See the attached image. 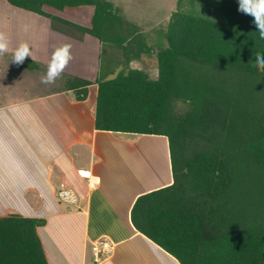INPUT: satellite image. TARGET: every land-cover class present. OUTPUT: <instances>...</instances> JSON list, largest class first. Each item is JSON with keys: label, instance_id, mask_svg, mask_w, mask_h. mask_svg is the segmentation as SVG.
I'll use <instances>...</instances> for the list:
<instances>
[{"label": "trees", "instance_id": "1", "mask_svg": "<svg viewBox=\"0 0 264 264\" xmlns=\"http://www.w3.org/2000/svg\"><path fill=\"white\" fill-rule=\"evenodd\" d=\"M5 1L120 55L118 71L102 67L93 82L94 129L165 137L173 180L136 199L133 227L179 264H264V70L254 66L264 39L238 0H177L148 32L110 0ZM85 6L89 28L44 11ZM144 54L155 78L131 67ZM91 84L70 79L61 91L80 102ZM44 224L0 218V264H47L36 234Z\"/></svg>", "mask_w": 264, "mask_h": 264}, {"label": "crops", "instance_id": "2", "mask_svg": "<svg viewBox=\"0 0 264 264\" xmlns=\"http://www.w3.org/2000/svg\"><path fill=\"white\" fill-rule=\"evenodd\" d=\"M69 9L44 11L90 27L93 7L75 13L67 12ZM0 32L9 38V51L0 55V218L14 214L43 220L45 224L36 228V234L47 264H179L139 233L130 220L138 197L173 182L167 139L134 135L137 140L123 142L111 132L94 129L97 85L93 82L102 67L120 68V61L114 63L110 58L111 49L102 59L98 52L96 70L93 64L89 68L80 52L93 53L96 46L87 42L92 36L56 31L49 18L5 0H0ZM22 42L29 45L31 57L21 64L11 62L13 51ZM65 44L71 46V59L60 76L92 82L84 101H76L71 91H61L62 82L29 84L20 72L45 74L53 51ZM151 56L142 55L131 67L149 74L146 65ZM8 72H19L22 78H8L6 86L3 75ZM149 75L155 78V69ZM37 86L40 91L31 93ZM56 192L71 195V203L62 202L72 206V212L60 206ZM28 194L35 195L38 205L30 203ZM99 242L106 244L105 253L93 250Z\"/></svg>", "mask_w": 264, "mask_h": 264}, {"label": "rangeland", "instance_id": "3", "mask_svg": "<svg viewBox=\"0 0 264 264\" xmlns=\"http://www.w3.org/2000/svg\"><path fill=\"white\" fill-rule=\"evenodd\" d=\"M110 1L112 3H114L116 6H119L120 9L122 10V14H123L124 18L128 22H131L132 24H134V26H137V28H139L141 30V32H148L152 28L158 26L159 24H162L163 22L168 21V18L170 16L171 12L174 10L176 2H177V0H110ZM82 8H85V9H82ZM89 8H91V7L71 8L67 12H71V13L74 12L75 13L79 10H90ZM85 26H87L86 21H85ZM87 38H89V39H87L88 40L87 42H91L96 47L97 46L99 47L100 45L102 47L98 51L96 50V47H95L93 49V53L91 55H87V53H85L84 51H82L83 54H82V52H80V56L82 57V59L86 58V61H85V59H84V61L86 63L90 64V65H88V67L90 68L91 65L93 64V67L96 70L97 61H98L96 58L97 53L99 52V57L102 59L103 56H106V51L109 48L107 46H105L104 44L102 45L100 42H98L93 37H87ZM110 51L112 52L111 55H112V58L114 60V63L117 62L119 59L118 58L114 59L113 55L115 56V58L118 57L119 55L117 54V52H114L113 50H110ZM94 56H95V58H94ZM11 62H12V60H11ZM73 67L75 69V67H77V66H73ZM146 69L149 70V74L154 73L155 62L153 60V56H151V58H149V60H147ZM20 72L22 74H25V76L26 75L29 76V78H30L29 80L24 76L25 83L27 82L29 84H32L33 82H36V81H41V77L46 74V72H45V74H43L41 71H32V72L30 71V72H28V71H25L24 69H20ZM74 72H75V70H74ZM21 73L13 72L12 75H10V73L8 72L7 75L6 74L3 75L5 85L8 86V84L6 82L8 80V78L13 79V77H16V78L21 79L22 78ZM8 76H11V77H8ZM67 78H69V76L63 74L62 77L60 76L57 78V80H55L56 81L55 84L59 85L61 82L62 83L66 82ZM68 80H70V79H68ZM3 83H1V84H3ZM39 89H40V86H37L36 88H34L32 90L30 89V92L36 93V92L40 91ZM183 107H185L183 104L178 103V109L183 108ZM115 135L116 134L112 133V136H114V138L118 139L119 141H123V142L130 141L133 139L134 140L138 139V137H135L134 135H130V134H125V135L117 134L119 136H115ZM147 140H148V142H152V140H154V139H147ZM125 151H127V149ZM145 152L146 151L143 149L142 153H145ZM145 156H147L148 158L152 157V155H150V154H146ZM137 160H138V157H137ZM145 165L146 164H144V169L146 170L148 168ZM54 197L56 198V200L60 204V206L69 208L68 210L71 212L73 211L72 206L63 203L59 199L58 192L55 193ZM28 199H29L31 204L38 205V204H36L37 200H36V197L34 194H28ZM99 250H101V249L99 248ZM91 257H92V255H91ZM103 258H104V255L99 257V259H103ZM90 261H91V258H90ZM88 264H93V262L88 263Z\"/></svg>", "mask_w": 264, "mask_h": 264}, {"label": "clouds", "instance_id": "4", "mask_svg": "<svg viewBox=\"0 0 264 264\" xmlns=\"http://www.w3.org/2000/svg\"><path fill=\"white\" fill-rule=\"evenodd\" d=\"M238 11L253 17L260 37L264 39V0H238ZM70 45L65 44L56 48L51 56L47 72L41 77V83L51 84L61 75L64 68L71 59ZM9 51V38L0 32V55ZM26 57H31L30 47L27 43H20L13 51L12 61L21 64ZM254 66L260 70H264V54L257 53L255 56Z\"/></svg>", "mask_w": 264, "mask_h": 264}, {"label": "built area", "instance_id": "5", "mask_svg": "<svg viewBox=\"0 0 264 264\" xmlns=\"http://www.w3.org/2000/svg\"><path fill=\"white\" fill-rule=\"evenodd\" d=\"M58 197H59V199H60L61 201H63V202H67V203H71V202H72V201H71L72 197H71V195L68 194L67 192H60V193L58 194ZM99 247L101 248V250H98ZM105 247H106V244H105V243H103V242H99V243L97 244V246L93 248V250H94V251L97 250V253H99L100 251H102V252L105 253L106 250H103Z\"/></svg>", "mask_w": 264, "mask_h": 264}]
</instances>
